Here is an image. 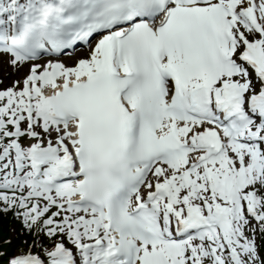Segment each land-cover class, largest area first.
<instances>
[{
  "label": "snow or ice",
  "instance_id": "1",
  "mask_svg": "<svg viewBox=\"0 0 264 264\" xmlns=\"http://www.w3.org/2000/svg\"><path fill=\"white\" fill-rule=\"evenodd\" d=\"M0 264H264V0H0Z\"/></svg>",
  "mask_w": 264,
  "mask_h": 264
}]
</instances>
